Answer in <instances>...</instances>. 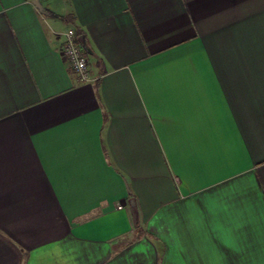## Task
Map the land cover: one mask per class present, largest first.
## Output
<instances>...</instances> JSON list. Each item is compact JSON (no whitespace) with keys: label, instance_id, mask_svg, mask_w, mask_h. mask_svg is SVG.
Returning <instances> with one entry per match:
<instances>
[{"label":"crops","instance_id":"0c3cea01","mask_svg":"<svg viewBox=\"0 0 264 264\" xmlns=\"http://www.w3.org/2000/svg\"><path fill=\"white\" fill-rule=\"evenodd\" d=\"M0 264H264V0H0Z\"/></svg>","mask_w":264,"mask_h":264},{"label":"built area","instance_id":"2783aa9c","mask_svg":"<svg viewBox=\"0 0 264 264\" xmlns=\"http://www.w3.org/2000/svg\"><path fill=\"white\" fill-rule=\"evenodd\" d=\"M63 35L65 38L63 45L64 55L68 58L72 68L80 76V78L83 81H89V62L78 41L77 32L74 29H68L63 33Z\"/></svg>","mask_w":264,"mask_h":264}]
</instances>
